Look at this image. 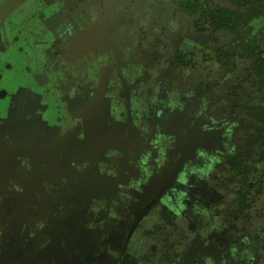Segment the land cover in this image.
I'll return each mask as SVG.
<instances>
[{
    "label": "crops",
    "instance_id": "1",
    "mask_svg": "<svg viewBox=\"0 0 264 264\" xmlns=\"http://www.w3.org/2000/svg\"><path fill=\"white\" fill-rule=\"evenodd\" d=\"M173 18L163 0H0V264L264 263L201 224L217 167L162 91Z\"/></svg>",
    "mask_w": 264,
    "mask_h": 264
},
{
    "label": "rangeland",
    "instance_id": "2",
    "mask_svg": "<svg viewBox=\"0 0 264 264\" xmlns=\"http://www.w3.org/2000/svg\"><path fill=\"white\" fill-rule=\"evenodd\" d=\"M163 3L176 20L168 23L171 37L165 44L172 35L178 37L171 56L175 70L162 90L170 109L192 116V123L199 120L194 125L201 133L205 127L229 128L238 147L226 167L215 165L213 192L207 195L210 214L201 224L217 225L208 231L216 240L240 238V253H258L264 248V0ZM186 7H195L193 14L185 13ZM182 215L185 223L196 220L187 211ZM176 232L171 228L172 235L163 239L165 259L173 249L167 242Z\"/></svg>",
    "mask_w": 264,
    "mask_h": 264
},
{
    "label": "flooded vegetation",
    "instance_id": "3",
    "mask_svg": "<svg viewBox=\"0 0 264 264\" xmlns=\"http://www.w3.org/2000/svg\"><path fill=\"white\" fill-rule=\"evenodd\" d=\"M190 7L191 5H186ZM185 13L187 14H193L190 10L184 9ZM195 11V10H194ZM178 48V47H177ZM180 67L182 64H178ZM205 130L202 131V140H201V146L197 148L196 155L198 157L204 158L205 160H212L213 166L215 168V165L223 164V166L226 167L228 164L226 161L230 158L233 159L237 155L238 147L236 145V142L234 141V137L232 135V131L229 128H221L217 126V128H204ZM220 138V143L215 141L214 139ZM209 143L210 145H207ZM208 146V148H205ZM212 150L210 151V149ZM244 148V147H243ZM222 150L221 152H219ZM244 150L247 152L249 148H244ZM231 161V160H230ZM231 165V164H230ZM216 171H214L215 173ZM213 173V174H214ZM212 174L211 178H214L215 176ZM216 178V177H215ZM212 204V203H211ZM210 207V206H209Z\"/></svg>",
    "mask_w": 264,
    "mask_h": 264
},
{
    "label": "trees",
    "instance_id": "4",
    "mask_svg": "<svg viewBox=\"0 0 264 264\" xmlns=\"http://www.w3.org/2000/svg\"><path fill=\"white\" fill-rule=\"evenodd\" d=\"M195 7H191V8H187L188 10H190L191 12H194V9ZM226 13V12H225ZM225 23V22H224ZM259 61H261V59H259Z\"/></svg>",
    "mask_w": 264,
    "mask_h": 264
}]
</instances>
